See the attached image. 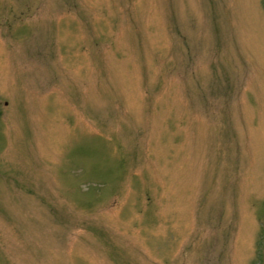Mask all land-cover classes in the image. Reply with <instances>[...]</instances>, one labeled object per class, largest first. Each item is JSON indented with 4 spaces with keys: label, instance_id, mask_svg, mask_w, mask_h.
<instances>
[{
    "label": "rangeland",
    "instance_id": "obj_1",
    "mask_svg": "<svg viewBox=\"0 0 264 264\" xmlns=\"http://www.w3.org/2000/svg\"><path fill=\"white\" fill-rule=\"evenodd\" d=\"M0 264H264V0H0Z\"/></svg>",
    "mask_w": 264,
    "mask_h": 264
}]
</instances>
